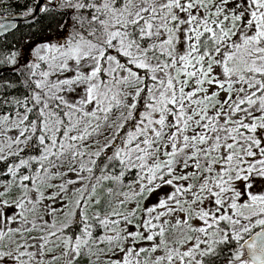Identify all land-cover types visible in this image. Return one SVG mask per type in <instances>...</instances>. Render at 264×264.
Returning a JSON list of instances; mask_svg holds the SVG:
<instances>
[{
	"label": "snow or ice",
	"instance_id": "1",
	"mask_svg": "<svg viewBox=\"0 0 264 264\" xmlns=\"http://www.w3.org/2000/svg\"><path fill=\"white\" fill-rule=\"evenodd\" d=\"M0 264H264V0H0Z\"/></svg>",
	"mask_w": 264,
	"mask_h": 264
}]
</instances>
